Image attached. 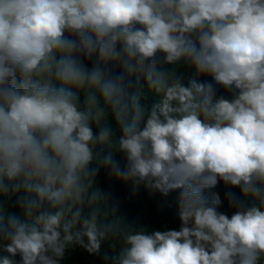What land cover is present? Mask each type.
<instances>
[{
	"label": "clouds",
	"instance_id": "clouds-1",
	"mask_svg": "<svg viewBox=\"0 0 264 264\" xmlns=\"http://www.w3.org/2000/svg\"><path fill=\"white\" fill-rule=\"evenodd\" d=\"M100 169L177 193L179 230L117 215ZM0 197L2 264H264V0H0Z\"/></svg>",
	"mask_w": 264,
	"mask_h": 264
},
{
	"label": "trees",
	"instance_id": "trees-1",
	"mask_svg": "<svg viewBox=\"0 0 264 264\" xmlns=\"http://www.w3.org/2000/svg\"><path fill=\"white\" fill-rule=\"evenodd\" d=\"M91 67V64H89ZM122 71L120 67H114L113 72L119 73ZM181 72L194 75V69L181 68ZM131 85L129 91L135 94L137 84L135 77L129 78ZM200 81H210V77H198ZM127 83V81H126ZM140 86L143 87V95L141 97V103L143 105L151 106L154 102H158V97L153 95L147 90L146 81L143 79L140 81ZM218 88V95H224L225 98L231 99V96L226 93L222 88ZM120 162L121 167L126 164L125 158L122 154L117 153L115 156ZM96 183L102 193L106 194L107 202L110 209H115L116 214L123 216L126 221L132 226L139 228L140 226L147 227L151 230H179L181 221L178 216L177 210V193H170L167 197L163 196L159 192H152L146 189L144 186H139L136 191H133V185L131 182H124L111 176L106 169H100ZM218 192L221 200V211L231 216L234 209H231L228 205L226 193L228 191L234 192L237 196H241L238 188L229 189L223 182L215 189ZM16 197L5 199L0 197V216L5 219L8 215H17L23 218L21 209L16 203ZM251 203V202H249ZM112 243H116L117 246L113 248ZM119 241L105 242L102 245V252L100 255H90L83 249L77 247L70 249L65 256V260L62 264H111V257L119 252ZM104 254H107L109 260L104 259ZM6 255L0 252V256ZM16 264H20L19 257H16ZM2 264V261H0Z\"/></svg>",
	"mask_w": 264,
	"mask_h": 264
}]
</instances>
